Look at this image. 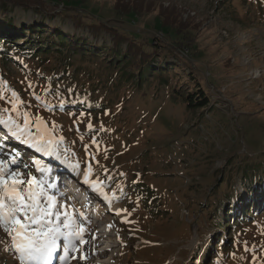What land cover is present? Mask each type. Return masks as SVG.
<instances>
[{
  "label": "rangeland",
  "instance_id": "1",
  "mask_svg": "<svg viewBox=\"0 0 264 264\" xmlns=\"http://www.w3.org/2000/svg\"><path fill=\"white\" fill-rule=\"evenodd\" d=\"M5 3L0 0V37L16 40L13 48L0 46V176L9 186L22 181L16 189L26 202L33 189L38 208L52 197L45 223L63 233L82 228L86 240L58 237L53 264H264V6L45 0L41 10H27ZM126 5L137 12L119 15ZM161 17H176L191 33L163 35ZM108 27L117 29L118 47ZM58 36L67 46L49 55L34 57L26 45L61 43ZM72 38L98 48V57L67 60ZM131 38L156 39L180 59L157 60L140 74L134 65L140 57H125ZM191 70L210 99L206 108H189L174 92L177 82L196 88ZM36 143L43 147L31 146ZM48 174L80 186L88 175L84 185L97 189L90 195L101 202L94 214L107 239ZM240 198L254 213L234 218L227 231L224 210L238 208ZM2 199L7 214L11 202ZM109 200L123 217L108 213ZM0 264H22L2 224Z\"/></svg>",
  "mask_w": 264,
  "mask_h": 264
},
{
  "label": "trees",
  "instance_id": "2",
  "mask_svg": "<svg viewBox=\"0 0 264 264\" xmlns=\"http://www.w3.org/2000/svg\"><path fill=\"white\" fill-rule=\"evenodd\" d=\"M1 1L6 2V3H11L13 5L22 6L23 8H26L27 10L32 9V8H35L36 10H38L40 8V10H41L43 7L42 5L44 4L43 1H45V0H1ZM65 1L66 0H57L56 5H59L60 2L63 3ZM254 1L260 7L264 6V0H254ZM68 6H70V5L64 3V7H68ZM126 7L127 8H125V9H120L119 15H122L124 17H128L132 13H134L135 11L137 12V9H138V8L137 9L130 8V6H128V5H126ZM175 19H176V17L175 18L173 17L170 19H168L167 17L164 19L162 18L161 28L167 29V32L163 33V35L174 34L176 36H180V37L185 39L189 35V33H191V30L189 27L182 28L180 25L184 24V23L179 22L178 20L176 21ZM35 29H39V28L38 27H32L30 29V31H33V32L37 33L36 35H39L41 33V31H38ZM107 30L114 36L115 45L118 47V45L120 44V42L122 40L118 34H115L117 29L113 28V27H111V28L108 27ZM58 37H59V39L62 40L61 43L60 42L57 43L54 41H50L49 43H46V42L44 43V41H41V40L40 41L31 40L30 42H27L26 45L27 46L29 45V47L31 48V49L29 48L31 50L30 51L31 55H33L34 57H37V56L43 54V51L49 55L54 50V49H52L53 47L57 46V47H61V49H63L67 46L65 43L66 38H61L60 36H58ZM73 39L74 38H72L71 41ZM15 40H16V37H9L7 35H4L3 37H0V46H10L13 48V46H15V44H14ZM78 41L79 42H73L72 41L70 43V47L66 51V56H68L67 60H69L72 55L73 56L74 55L85 56L88 53L91 54L93 57H96V56L98 57V55H99L98 48L90 49L91 44L87 43L86 40L78 39ZM156 42H157V40L154 39L151 42L145 41L144 43H137L136 41H134L133 38H131L128 41V46H126L128 48H127V50H125V57L128 56L127 58H129V59H133L132 56H136V55H138L140 57V60L136 61L134 64V65H136V67H135L136 70H138L140 72V74H143L145 69L147 70V69L152 68L154 62L157 60L167 62V60L170 59L168 56L174 57L176 59H180L176 54H174L173 51L169 50V47H167V45H165V43L158 44ZM145 43H146V45H145ZM146 46H149L152 50L146 51L145 50ZM57 51H58V49H57ZM4 53L7 54L8 53L7 50H5ZM127 61H130V60H127ZM133 63L134 62H131L130 64H133ZM109 64H111L113 66L115 64V62L111 61ZM170 71H172L175 75L178 74L176 70H169L168 72H170ZM188 78L190 79L189 82H195L196 88L191 87V83H188V82L183 81L182 84H179L177 82V86L174 88L175 94L182 97L183 100L186 101L189 108H206V107H208V105L210 104V99H209L208 95L206 94L205 90L202 88V86H200V84H198V82L196 81V78L194 77L192 70H191V73L188 75ZM257 196H255L253 198H256ZM224 212L226 214L225 220L227 223V226H226L227 231H229L230 227H228V226L232 223L234 218L237 221L242 220V219H247L250 216V214L252 215L254 213L251 210L249 211L248 207L245 206V201L243 200V198L238 199V208H237V206L234 208L227 206L225 208ZM245 214H247V215H245ZM223 229L225 230V228H223Z\"/></svg>",
  "mask_w": 264,
  "mask_h": 264
},
{
  "label": "snow or ice",
  "instance_id": "3",
  "mask_svg": "<svg viewBox=\"0 0 264 264\" xmlns=\"http://www.w3.org/2000/svg\"><path fill=\"white\" fill-rule=\"evenodd\" d=\"M13 107L15 108V105ZM31 146L43 147L38 143ZM44 150L46 153L48 152L47 148H44ZM21 182L13 179L12 185L9 186L8 181L0 176V210L4 208L2 196H7L11 202L7 214L0 211V224L11 236L13 246L20 254L22 264H50V260L58 248V237L62 235L66 238H79L81 244L85 243L82 237V228L79 231L73 232L70 230L68 233H63L59 227H51L46 224L45 218L53 214L51 211L54 206L53 198L49 197L50 202L47 208H38L37 193L33 189L29 188L27 190V202L24 195L16 189V184ZM29 183L31 184L32 181H29ZM84 183H89L87 174H85ZM93 190H97L95 185H93ZM105 198L107 199V196ZM28 212H32L33 215L29 217ZM17 213H23L25 220L29 223H22ZM30 224L38 225V227L30 229ZM64 227L70 228V224H65ZM69 243H71V239H69ZM65 251H67V247Z\"/></svg>",
  "mask_w": 264,
  "mask_h": 264
},
{
  "label": "bare ground",
  "instance_id": "4",
  "mask_svg": "<svg viewBox=\"0 0 264 264\" xmlns=\"http://www.w3.org/2000/svg\"><path fill=\"white\" fill-rule=\"evenodd\" d=\"M57 182H56V184H58V186H59V188H65L66 187V189H67V187L69 186V184L71 183L70 182V180H65L64 178H62V177H60V178H57ZM61 180H63L64 182H65V184H61ZM89 188H91V187H89ZM93 190V189H92ZM91 192H94V191H91ZM88 198H89V196H87L86 195V200L85 201H87L88 200ZM113 209V212H112V210H111V215L112 216H120V217H123L124 215H123V213L117 208V207H113L112 208ZM117 213H119V214H117ZM99 223V222H98ZM97 223V224H98ZM94 227L95 228H98V225H94ZM105 236V238L107 239V235L106 234H103L102 236H101V238L103 239V237ZM110 237V236H109ZM84 241H85V243H86V240L85 239H83ZM198 241V235L196 234L195 235V238H194V240L192 241V243H191V245L189 246V247H193L195 244H196V242ZM112 242V241H111ZM84 243V244H85ZM112 251V250H111ZM104 252H110V249H108V248H106V250L104 251ZM56 253V252H55ZM55 253L53 254V256H52V258H51V260H50V264H53V261L52 260H54V256H55ZM102 253V252H101Z\"/></svg>",
  "mask_w": 264,
  "mask_h": 264
}]
</instances>
